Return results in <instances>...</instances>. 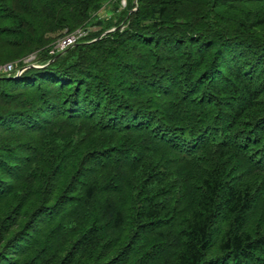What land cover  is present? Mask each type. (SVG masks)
Here are the masks:
<instances>
[{
	"label": "trees",
	"instance_id": "1",
	"mask_svg": "<svg viewBox=\"0 0 264 264\" xmlns=\"http://www.w3.org/2000/svg\"><path fill=\"white\" fill-rule=\"evenodd\" d=\"M109 1L0 0V264H264V0Z\"/></svg>",
	"mask_w": 264,
	"mask_h": 264
},
{
	"label": "built area",
	"instance_id": "2",
	"mask_svg": "<svg viewBox=\"0 0 264 264\" xmlns=\"http://www.w3.org/2000/svg\"><path fill=\"white\" fill-rule=\"evenodd\" d=\"M89 33V30L85 27H80L75 29L72 32H64L60 37L56 38L48 49V56L54 57L58 53L64 52L69 49L76 43H78L81 39L86 37ZM36 54L30 55L29 57L17 61L10 62L0 66V75L1 74H14L15 76L21 75L26 69L29 67L26 65H33V67H40L34 61Z\"/></svg>",
	"mask_w": 264,
	"mask_h": 264
},
{
	"label": "rangeland",
	"instance_id": "3",
	"mask_svg": "<svg viewBox=\"0 0 264 264\" xmlns=\"http://www.w3.org/2000/svg\"><path fill=\"white\" fill-rule=\"evenodd\" d=\"M113 3H115V1L111 0V1L107 2L106 4L102 5V7L96 13L91 14L92 21L109 19L112 16V14L109 13L108 11H110L112 9ZM115 4L117 6L118 12H120V11L124 10L126 7V0H119ZM87 29L89 30V32H98V30L100 29V26L95 24L94 26H90ZM15 62H17V61H15ZM37 65H39V64H37ZM26 66L30 67L31 65L30 66L26 65ZM3 75H6V74H1L0 76H3Z\"/></svg>",
	"mask_w": 264,
	"mask_h": 264
},
{
	"label": "water",
	"instance_id": "4",
	"mask_svg": "<svg viewBox=\"0 0 264 264\" xmlns=\"http://www.w3.org/2000/svg\"><path fill=\"white\" fill-rule=\"evenodd\" d=\"M112 30H114V29H111V30H109V31H112ZM109 31H107V32H109ZM63 52H61V53H58L55 57H53V59H51L49 62H48V64H50V63H52L53 61H55L61 54H62ZM30 67H33V65L32 66H30Z\"/></svg>",
	"mask_w": 264,
	"mask_h": 264
}]
</instances>
